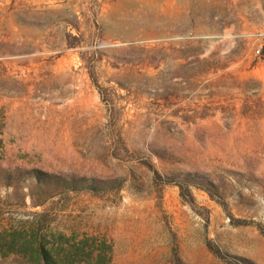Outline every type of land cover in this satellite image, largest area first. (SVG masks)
<instances>
[{
  "label": "rangeland",
  "instance_id": "374dc122",
  "mask_svg": "<svg viewBox=\"0 0 264 264\" xmlns=\"http://www.w3.org/2000/svg\"><path fill=\"white\" fill-rule=\"evenodd\" d=\"M146 1L0 0V264H264V0Z\"/></svg>",
  "mask_w": 264,
  "mask_h": 264
},
{
  "label": "bare ground",
  "instance_id": "6f19581e",
  "mask_svg": "<svg viewBox=\"0 0 264 264\" xmlns=\"http://www.w3.org/2000/svg\"><path fill=\"white\" fill-rule=\"evenodd\" d=\"M119 2V1H118ZM120 3V2H119ZM136 6H139L144 11H153L157 5H153L149 3L146 0H122L121 7H127V8H135ZM121 10V9H120ZM124 10V9H123ZM133 10V9H132ZM115 14V13H114ZM113 16V15H112ZM115 16V15H114Z\"/></svg>",
  "mask_w": 264,
  "mask_h": 264
},
{
  "label": "trees",
  "instance_id": "16d2710c",
  "mask_svg": "<svg viewBox=\"0 0 264 264\" xmlns=\"http://www.w3.org/2000/svg\"><path fill=\"white\" fill-rule=\"evenodd\" d=\"M62 183H63V185L64 186H61L62 187V189L64 190H69L70 188H68L69 186V183H67V182H65V181H62ZM70 191V190H69ZM44 261H45V264H52V261L51 260H49V258H48V256H45L44 257Z\"/></svg>",
  "mask_w": 264,
  "mask_h": 264
}]
</instances>
